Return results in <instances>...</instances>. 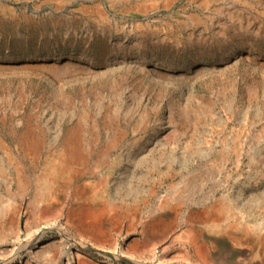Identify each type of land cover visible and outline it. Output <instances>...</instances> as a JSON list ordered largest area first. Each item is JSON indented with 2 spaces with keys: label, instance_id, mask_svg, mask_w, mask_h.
Segmentation results:
<instances>
[{
  "label": "rangeland",
  "instance_id": "rangeland-1",
  "mask_svg": "<svg viewBox=\"0 0 264 264\" xmlns=\"http://www.w3.org/2000/svg\"><path fill=\"white\" fill-rule=\"evenodd\" d=\"M168 263L264 264V0H0V264Z\"/></svg>",
  "mask_w": 264,
  "mask_h": 264
},
{
  "label": "water",
  "instance_id": "water-1",
  "mask_svg": "<svg viewBox=\"0 0 264 264\" xmlns=\"http://www.w3.org/2000/svg\"><path fill=\"white\" fill-rule=\"evenodd\" d=\"M92 250L95 251L96 253H99V254L103 255V256L113 255V252L111 251V249H109V250L92 249ZM125 259H127V258H125ZM168 264H172V263H168Z\"/></svg>",
  "mask_w": 264,
  "mask_h": 264
}]
</instances>
